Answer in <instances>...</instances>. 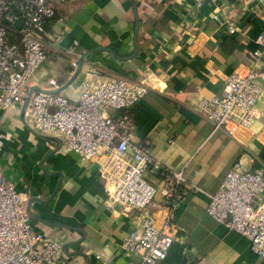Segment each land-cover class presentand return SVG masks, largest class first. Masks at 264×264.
Instances as JSON below:
<instances>
[{
    "label": "crops",
    "instance_id": "0c3cea01",
    "mask_svg": "<svg viewBox=\"0 0 264 264\" xmlns=\"http://www.w3.org/2000/svg\"><path fill=\"white\" fill-rule=\"evenodd\" d=\"M47 30L55 52L37 69L31 86L54 89L71 76L87 51L82 70L62 93L77 97L79 82L94 71L105 79H144L149 92L134 109L132 140L149 139L152 157L162 167L182 171L200 191L189 193L175 217L174 244L159 264H264L248 240L227 231L206 214L207 195L215 192L233 163L252 171L264 162V118L235 137L194 112L200 98L221 92L232 73L264 67L256 39L264 35V0H74L54 4ZM217 16V20L213 16ZM235 21L238 33L228 34ZM77 41L72 53H68ZM257 103L264 110V82ZM0 131L9 134L0 148L3 176L22 194L34 228L61 245L64 264H128L137 261L122 245L137 228V211L125 213L106 197L97 161L62 153L56 137L28 129L12 111L0 113ZM147 181L159 187L157 174ZM157 194L149 214L160 225L164 214Z\"/></svg>",
    "mask_w": 264,
    "mask_h": 264
},
{
    "label": "built area",
    "instance_id": "2783aa9c",
    "mask_svg": "<svg viewBox=\"0 0 264 264\" xmlns=\"http://www.w3.org/2000/svg\"><path fill=\"white\" fill-rule=\"evenodd\" d=\"M74 0H0V113L20 114L30 81L40 65L55 52L47 40V28L55 16L54 4ZM198 8L203 0H191ZM217 20V16H213ZM235 21L227 22L228 34L238 33ZM264 56V35L256 39ZM73 41L68 53L77 47ZM264 82V67L245 74L232 73L220 94L200 98L194 112L211 124L213 131L235 137L264 118L257 109ZM144 79H105L89 71L79 82L77 97L63 93H33L24 114L35 132L60 141L62 153H74L82 161H97L106 197L125 213L137 211L140 225L128 232L123 249L137 261L159 264L174 244L175 217L189 193L200 189L186 181L182 171L162 167L152 157L149 139L134 142V109L149 92ZM9 134L0 131V148ZM238 159L217 190L207 195L206 214L227 231L245 237L250 250L264 260V162L252 171H241ZM147 174H157L160 186L151 185ZM164 214L160 225L149 214L156 195ZM0 264H64L60 243L32 225L22 194L0 168ZM193 264H209L199 257Z\"/></svg>",
    "mask_w": 264,
    "mask_h": 264
},
{
    "label": "water",
    "instance_id": "95a60500",
    "mask_svg": "<svg viewBox=\"0 0 264 264\" xmlns=\"http://www.w3.org/2000/svg\"><path fill=\"white\" fill-rule=\"evenodd\" d=\"M89 53H90V51H87V52L82 53L79 56V58L75 62V68H74L71 76L69 77V79L63 85H61L59 87H56L54 89H44V88H41V87H39L37 85L29 87L28 95L23 100V104L21 106L20 114H19V118H20L21 122L24 123V125L28 129H30L32 131V129L24 121V114H25V110H26V107L28 105V101H29L30 96L33 93H44V94H58V93H62L67 87L72 85L74 83V81L77 79V77L79 76V74H80V72L82 70L84 60L89 55ZM26 213H27V215L29 217H34V215L30 212L29 207H27Z\"/></svg>",
    "mask_w": 264,
    "mask_h": 264
},
{
    "label": "trees",
    "instance_id": "16d2710c",
    "mask_svg": "<svg viewBox=\"0 0 264 264\" xmlns=\"http://www.w3.org/2000/svg\"><path fill=\"white\" fill-rule=\"evenodd\" d=\"M55 17H56V12H55L54 18L50 21V24L48 25L47 30L50 29L51 24L55 21Z\"/></svg>",
    "mask_w": 264,
    "mask_h": 264
}]
</instances>
